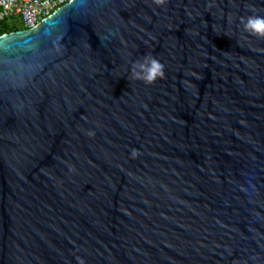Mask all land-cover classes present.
Listing matches in <instances>:
<instances>
[{
	"label": "water",
	"instance_id": "1",
	"mask_svg": "<svg viewBox=\"0 0 264 264\" xmlns=\"http://www.w3.org/2000/svg\"><path fill=\"white\" fill-rule=\"evenodd\" d=\"M252 15L264 0H69L0 35V264H264Z\"/></svg>",
	"mask_w": 264,
	"mask_h": 264
},
{
	"label": "built area",
	"instance_id": "2",
	"mask_svg": "<svg viewBox=\"0 0 264 264\" xmlns=\"http://www.w3.org/2000/svg\"><path fill=\"white\" fill-rule=\"evenodd\" d=\"M69 0H0V21L12 20L23 29L36 27ZM19 22V23H18Z\"/></svg>",
	"mask_w": 264,
	"mask_h": 264
},
{
	"label": "clouds",
	"instance_id": "3",
	"mask_svg": "<svg viewBox=\"0 0 264 264\" xmlns=\"http://www.w3.org/2000/svg\"><path fill=\"white\" fill-rule=\"evenodd\" d=\"M154 2L157 5H163L166 0H154ZM242 22L245 31L259 38H264V16L252 15ZM129 71L133 78L142 80L146 84L154 83L165 75L164 65L157 58L148 55L133 62ZM130 154L133 158L139 155L137 149H132Z\"/></svg>",
	"mask_w": 264,
	"mask_h": 264
},
{
	"label": "trees",
	"instance_id": "4",
	"mask_svg": "<svg viewBox=\"0 0 264 264\" xmlns=\"http://www.w3.org/2000/svg\"><path fill=\"white\" fill-rule=\"evenodd\" d=\"M23 27L19 24H16L12 20H3L0 21V35L5 34V33H10L16 30H21Z\"/></svg>",
	"mask_w": 264,
	"mask_h": 264
},
{
	"label": "rangeland",
	"instance_id": "5",
	"mask_svg": "<svg viewBox=\"0 0 264 264\" xmlns=\"http://www.w3.org/2000/svg\"><path fill=\"white\" fill-rule=\"evenodd\" d=\"M19 23V22H18ZM19 25V24H18Z\"/></svg>",
	"mask_w": 264,
	"mask_h": 264
}]
</instances>
